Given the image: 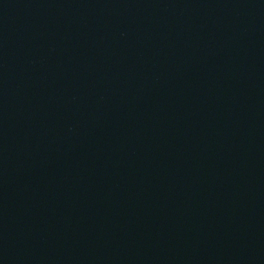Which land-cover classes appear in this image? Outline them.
<instances>
[{
  "label": "water",
  "instance_id": "95a60500",
  "mask_svg": "<svg viewBox=\"0 0 264 264\" xmlns=\"http://www.w3.org/2000/svg\"><path fill=\"white\" fill-rule=\"evenodd\" d=\"M0 264H264V0H0Z\"/></svg>",
  "mask_w": 264,
  "mask_h": 264
}]
</instances>
